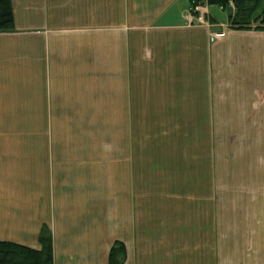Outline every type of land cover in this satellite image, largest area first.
Here are the masks:
<instances>
[{
    "label": "crops",
    "instance_id": "obj_1",
    "mask_svg": "<svg viewBox=\"0 0 264 264\" xmlns=\"http://www.w3.org/2000/svg\"><path fill=\"white\" fill-rule=\"evenodd\" d=\"M12 5L15 29L0 31V239L39 248L40 229L48 225L54 264H108L116 239L126 244L125 264H141L133 235L146 239L151 224L163 229L164 194L175 186L167 184L168 169H135L128 118L136 101L191 113V123L180 126L261 127L262 120L247 116L236 126L225 113L247 104L253 89L262 97L264 30L232 28L213 16L224 35L211 40L209 28L185 23L188 0ZM103 75L109 94H102ZM103 110L117 116L107 163ZM119 113H127L126 132L116 126ZM62 127L80 134L25 135Z\"/></svg>",
    "mask_w": 264,
    "mask_h": 264
},
{
    "label": "rangeland",
    "instance_id": "obj_2",
    "mask_svg": "<svg viewBox=\"0 0 264 264\" xmlns=\"http://www.w3.org/2000/svg\"><path fill=\"white\" fill-rule=\"evenodd\" d=\"M210 11L226 24L227 11L212 4ZM261 64L262 78L257 82L262 97L253 89L247 104L237 107L238 111L232 106L225 113L234 116L236 126L242 123L241 116H247L262 120L261 127L180 126L191 123V113L174 111L165 102L163 111H157L143 106L141 98L136 101L128 118L135 169H168L167 184L175 186L164 194L163 229L156 232L151 224L153 231L146 239L133 235L141 264H264V59ZM109 84L103 75L102 94H109ZM150 102L157 103L153 98ZM112 117L109 110L101 112L104 163L114 146L111 124L117 116ZM128 120L127 113H119L116 126L120 124L126 132ZM97 130L100 133V127ZM25 131L40 138L80 134L77 127ZM25 146L30 151L31 145ZM156 210L154 202L148 204L150 216L155 217Z\"/></svg>",
    "mask_w": 264,
    "mask_h": 264
},
{
    "label": "trees",
    "instance_id": "obj_3",
    "mask_svg": "<svg viewBox=\"0 0 264 264\" xmlns=\"http://www.w3.org/2000/svg\"><path fill=\"white\" fill-rule=\"evenodd\" d=\"M194 4L197 0H188ZM212 5L222 6L224 11L234 5V12L228 16L232 28H250L264 30V0H208ZM15 29L12 0H0V31ZM39 248L10 240L0 239V264H54L53 235L48 225L40 229ZM126 244L116 239L111 245L108 264H125Z\"/></svg>",
    "mask_w": 264,
    "mask_h": 264
},
{
    "label": "built area",
    "instance_id": "obj_4",
    "mask_svg": "<svg viewBox=\"0 0 264 264\" xmlns=\"http://www.w3.org/2000/svg\"><path fill=\"white\" fill-rule=\"evenodd\" d=\"M210 3L208 0H197L194 4H189L184 12V20L188 26L191 27H207L211 33V40L216 39L219 36L224 35V31L213 32L212 26L220 25L215 24L212 13L210 11ZM221 10H224L222 6H219Z\"/></svg>",
    "mask_w": 264,
    "mask_h": 264
},
{
    "label": "water",
    "instance_id": "obj_5",
    "mask_svg": "<svg viewBox=\"0 0 264 264\" xmlns=\"http://www.w3.org/2000/svg\"><path fill=\"white\" fill-rule=\"evenodd\" d=\"M234 6H230L229 8H228V16H231L232 14H233V12H234ZM211 30L213 31V32H221L222 31V27L221 26H213L212 28H211Z\"/></svg>",
    "mask_w": 264,
    "mask_h": 264
}]
</instances>
